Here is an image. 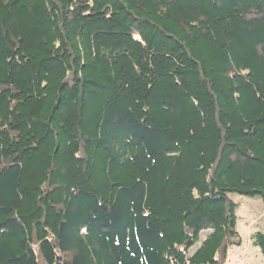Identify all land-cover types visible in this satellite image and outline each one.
Here are the masks:
<instances>
[{
    "label": "trees",
    "instance_id": "obj_1",
    "mask_svg": "<svg viewBox=\"0 0 264 264\" xmlns=\"http://www.w3.org/2000/svg\"><path fill=\"white\" fill-rule=\"evenodd\" d=\"M231 193L264 201V0H0V264H227Z\"/></svg>",
    "mask_w": 264,
    "mask_h": 264
},
{
    "label": "rangeland",
    "instance_id": "obj_2",
    "mask_svg": "<svg viewBox=\"0 0 264 264\" xmlns=\"http://www.w3.org/2000/svg\"><path fill=\"white\" fill-rule=\"evenodd\" d=\"M113 13L115 14L114 11ZM106 19L100 18L95 21L104 22ZM93 21H90L88 25L90 26V24ZM114 21L115 20H113L112 22L113 24ZM109 26L112 27L111 24ZM121 27L124 29H131V25L125 26L123 24ZM95 29H92L90 31V34H92L95 31ZM135 35L138 39L145 42L146 37L143 34L135 33ZM77 47L79 49L81 57H83L84 59H89L91 57V48L89 46L85 44H80L77 41ZM230 197L238 205V209H237L238 231L242 236L243 244L241 246H233L230 249L231 252L229 253V257H231V259H234L235 257L239 256L238 253H241L242 255H245L244 258L247 259L246 260L247 264L248 262L250 264H264V256L262 255L260 248L257 247L253 241L254 235L257 232L264 233L263 199L261 197H249L239 193H231ZM203 236H205V234H203Z\"/></svg>",
    "mask_w": 264,
    "mask_h": 264
},
{
    "label": "crops",
    "instance_id": "obj_3",
    "mask_svg": "<svg viewBox=\"0 0 264 264\" xmlns=\"http://www.w3.org/2000/svg\"><path fill=\"white\" fill-rule=\"evenodd\" d=\"M238 254L239 256L235 257L234 259H231V257H229L227 264H247V259L244 258L245 255H242L241 253ZM248 264L250 263L248 262Z\"/></svg>",
    "mask_w": 264,
    "mask_h": 264
},
{
    "label": "water",
    "instance_id": "obj_4",
    "mask_svg": "<svg viewBox=\"0 0 264 264\" xmlns=\"http://www.w3.org/2000/svg\"><path fill=\"white\" fill-rule=\"evenodd\" d=\"M208 234H210V231H207V232H206V235H208ZM197 247H198V246H197Z\"/></svg>",
    "mask_w": 264,
    "mask_h": 264
}]
</instances>
